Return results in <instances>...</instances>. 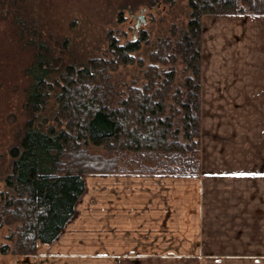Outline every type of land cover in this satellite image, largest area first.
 Returning a JSON list of instances; mask_svg holds the SVG:
<instances>
[{"label": "trees", "instance_id": "1", "mask_svg": "<svg viewBox=\"0 0 264 264\" xmlns=\"http://www.w3.org/2000/svg\"><path fill=\"white\" fill-rule=\"evenodd\" d=\"M188 6L187 22L168 36L151 44L143 32L120 44L109 35L112 57L83 63L58 37L16 20L18 41L32 55L25 70L31 83L2 177L0 229H9L2 254L36 255L39 244L56 240L76 215L85 174H200L203 18L264 15V0H188ZM144 43L147 62L137 55ZM134 65L146 66L144 83L130 84L124 95L114 75ZM178 67L183 80L176 84ZM53 95L48 122L42 114Z\"/></svg>", "mask_w": 264, "mask_h": 264}, {"label": "crops", "instance_id": "2", "mask_svg": "<svg viewBox=\"0 0 264 264\" xmlns=\"http://www.w3.org/2000/svg\"><path fill=\"white\" fill-rule=\"evenodd\" d=\"M202 26L200 174H85L75 217L56 240L14 264H264V249L237 250L244 244L225 233L241 227L224 221L231 198L254 197L260 204L241 214L260 219L251 230L264 229L263 189H231L238 173L226 175L246 170L240 166L261 170L264 159L230 160L224 152L241 134L257 143L264 133V59L255 64L264 54V15H206ZM257 177L261 183L263 174ZM250 238L264 245L260 232Z\"/></svg>", "mask_w": 264, "mask_h": 264}, {"label": "rangeland", "instance_id": "3", "mask_svg": "<svg viewBox=\"0 0 264 264\" xmlns=\"http://www.w3.org/2000/svg\"><path fill=\"white\" fill-rule=\"evenodd\" d=\"M155 1V5L150 6V0H0V191L5 189L2 177L10 163L9 149L14 143L16 128L25 122L23 105L26 99V90L31 83L30 79L25 76V70L32 63V55L18 41L16 20L33 21L47 34L58 37L64 43L68 53L77 59L78 63L79 61L83 63L94 58L109 59L112 57L109 49V35L116 37L120 44H124L134 38L139 39L145 32L150 43L153 44L159 38L168 36L174 25H177L178 28L185 25L190 11L188 0ZM142 15L146 19L145 23L138 22V18ZM138 23L139 26L136 28ZM258 28L259 26L255 30L258 31ZM257 34L258 32L254 36L256 37ZM149 47L144 43L140 52L137 53L146 62L151 51ZM247 52L249 53V63L256 61L255 57L250 58L251 53L254 54V52L250 50ZM260 57L255 63L256 66L259 61H263L264 54ZM66 58L70 59L71 57L66 54ZM253 66H248L247 70ZM256 66L255 68L258 69ZM144 68H140L138 65L120 68L114 75L118 90L126 95L130 84L142 86ZM178 68L179 78L176 84L183 80L181 68ZM55 110L56 99L53 95L42 114L43 118L52 122L51 119ZM257 143H261L260 150L252 147L256 146ZM257 143L248 142L245 140V136L241 134L234 143H231L229 150H224L225 157H229L230 160L239 158L254 160L257 157L264 159V133L259 137ZM237 146L245 147V149H239ZM89 149L92 153L104 152L103 149L92 146ZM220 151H216V157H224ZM240 167L246 170L226 174L231 178L238 173L236 174L238 179L235 180V187L229 188L248 191L258 188L261 191L263 189L264 192V165L263 168L261 167L262 171L253 166ZM262 174L263 179L259 183L257 182V175ZM233 190H230L229 194L233 193ZM253 198L235 196V198H231L229 207H220L228 213V215L223 213L227 225L241 227L225 233L232 242L244 244L240 247L236 245L237 250L264 249V245L260 246L250 238L253 236V232L257 233L258 231L263 237L262 244H264V229L251 230V225H253L252 227L260 226V223H256L260 219L254 221L253 216H251L253 214H241V209L246 208L249 211L253 206L260 204L258 198ZM262 201H264V197ZM232 203H238V206ZM219 212L216 210L218 218L223 215ZM232 212H238L236 222L230 217ZM261 217H264V208ZM230 218L231 220H229ZM262 222L264 224V220ZM8 234L9 229L7 227L0 229V248L3 244L8 243L6 239ZM21 257L24 256L2 254L0 249V264H14V260Z\"/></svg>", "mask_w": 264, "mask_h": 264}, {"label": "water", "instance_id": "4", "mask_svg": "<svg viewBox=\"0 0 264 264\" xmlns=\"http://www.w3.org/2000/svg\"><path fill=\"white\" fill-rule=\"evenodd\" d=\"M143 22V23H145L146 22V19H145V17L142 15V16H140L139 18H138V22ZM139 26V23L136 25V28Z\"/></svg>", "mask_w": 264, "mask_h": 264}]
</instances>
